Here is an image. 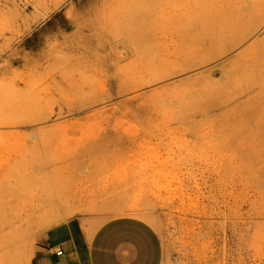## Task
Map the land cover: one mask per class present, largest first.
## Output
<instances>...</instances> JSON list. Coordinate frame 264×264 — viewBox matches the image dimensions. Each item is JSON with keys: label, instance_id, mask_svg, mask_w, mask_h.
<instances>
[{"label": "rangeland", "instance_id": "374dc122", "mask_svg": "<svg viewBox=\"0 0 264 264\" xmlns=\"http://www.w3.org/2000/svg\"><path fill=\"white\" fill-rule=\"evenodd\" d=\"M12 1L0 0V264H31L37 241L56 226L79 220L91 237L124 216L156 229L163 264H264V46L255 43L264 42V0H128L121 9L114 0L105 9L128 36L90 45L66 38L75 31L71 20L106 0H66L18 54L7 41L17 39L9 34ZM237 29L250 36L233 50L226 41ZM50 47L63 66L27 76ZM59 47L87 54L70 58ZM10 58H24L13 72L6 71ZM205 81L218 83L208 90ZM98 98L106 99L92 105ZM40 200L61 202L56 211L72 215L59 225L9 228Z\"/></svg>", "mask_w": 264, "mask_h": 264}, {"label": "bare ground", "instance_id": "6f19581e", "mask_svg": "<svg viewBox=\"0 0 264 264\" xmlns=\"http://www.w3.org/2000/svg\"><path fill=\"white\" fill-rule=\"evenodd\" d=\"M15 0H13L12 2H11V6L15 9V10H13L12 12H11V16L13 17V20H12V28H11V30H10V33L9 32H7V33H9L12 37H14L15 36V38H17V39H10V40H7L8 41V49H13L15 46H17V48L14 50L17 54L18 53H20V52H22V51H24V49L27 47V43H25V42H22L23 41V39L26 37V36H28L31 32H32V30L34 29V27H37V25H39V23L40 22H42V20H44V18H46L47 16H49V14L52 12V11H54V10H56L57 9V7L58 6H60L62 3H64L66 0H27L24 4H18V3H16V2H14ZM112 1H114V0H106V2L104 3V4H100L99 5V8L98 9H96L94 12H93V15H90L89 17H86V16H82V14H78V15H76L75 17H73L72 18V20H71V27L72 28H75V31H74V33L71 35V36H69V37H66L68 40L69 39H71L72 41H78V42H86V43H89V45L91 44V43H94L97 39H112L113 40V43L112 44H115V42L116 41H119V39L120 38H122V37H126V36H128V33L126 32V31H124L122 28H121V25L119 24V23H117L116 24V21H114L115 19L113 18V15H109V11L108 10H106L105 9V7H106V5L107 4H109V3H111ZM118 2H120V6H119V9H121V8H123L125 5H126V2L128 1V0H117ZM221 1H225V0H221ZM226 1H229L230 2V0H226ZM225 1V3H227V4H229L228 2H226ZM235 1H237V0H235ZM234 1V2H235ZM241 1V0H240ZM240 1H237L238 3L240 2ZM248 1V0H247ZM257 1V0H256ZM234 2L233 3H231L232 4V6H234ZM237 2H235V6H236V3ZM243 2H244V0H243ZM250 2V0L248 1V3ZM258 3L260 2V1H257ZM257 2H256V6H257ZM238 3H237V5H238ZM241 3V5H243L244 6V4H242V2H240ZM250 3H252V1L250 2ZM262 3V2H261ZM253 4V3H252ZM251 4V5H252ZM230 5V4H229ZM247 7L246 8H251L252 6H249L250 4H248L247 5V3L245 4ZM231 6V5H230ZM240 6V5H239ZM254 6V5H253ZM255 6V7H256ZM260 6V5H259ZM241 7V6H240ZM262 7H263V5H262ZM13 8H10V9H13ZM228 8H229V6H228ZM230 8H232V7H230ZM236 9L235 10H238V8L237 7H235ZM243 8V7H242ZM242 8H241V11H242ZM246 8H244V9H246ZM233 10H234V7L232 8ZM240 9V8H239ZM255 9V8H254ZM224 10V12H225V10L226 11H228L226 8L225 9H223ZM233 10H230L229 12H227V14H231L230 12L231 11H233ZM249 10V9H248ZM248 10L246 9V11H247V13H249L250 12V10H249V12H248ZM253 10V9H252ZM252 10H251V12H252ZM256 10H258V12H260L259 11V9H257L256 8ZM245 10H243V12H244ZM254 11V10H253ZM222 12V11H221ZM221 12H219L218 14H222ZM223 12V13H224ZM240 12V11H239ZM258 12H255V13H258ZM234 13H236V11L235 12H233V14ZM246 13V14H247ZM252 14V13H251ZM251 14H249L250 16H251ZM260 14H262V12L260 13ZM217 15V14H216ZM226 15V14H225ZM235 15H237V13L235 14ZM248 15V16H249ZM254 15V13L252 14V16ZM115 16H116V14H115ZM221 16H223V15H221ZM242 16V15H241ZM245 16V15H244ZM251 16V17H252ZM258 16V15H257ZM256 16V17H257ZM218 17H219V15H218ZM237 17H239V15L237 16ZM247 17V16H246ZM245 17V18H246ZM255 17V16H254ZM258 17H260V16H258ZM87 18V19H86ZM93 18H94V20H97L98 21V25H96V28L94 27L93 28V23H91L92 22V20H93ZM214 18H216V17H213V19ZM220 18H222V17H220ZM226 18V16H224V19ZM234 19L233 17H229L228 16V19ZM249 18V17H248ZM262 18V17H261ZM90 19V20H89ZM211 19H212V17H211ZM212 19V20H213ZM229 19V20H230ZM239 19H240V17H239ZM238 19V20H239ZM242 19H243V17L240 19L241 21H242ZM252 19V18H251ZM251 19L249 20V19H246V22H248V20H249V22L251 21ZM257 19V18H256ZM83 20H86V22H84L83 24H81V21H83ZM216 20H218V18L216 19ZM226 20V19H225ZM224 20V21H225ZM235 20V19H234ZM237 20V22H239ZM244 20V19H243ZM260 20V19H259ZM211 21V20H210ZM219 21H221L220 19H219ZM257 21V20H256ZM214 22H215V19H214ZM217 22V24H218V21H216ZM229 22V21H228ZM252 22V21H251ZM251 22L250 23H248V24H251ZM262 22V21H261ZM213 23V22H212ZM225 23V22H224ZM231 23H232V20H231V22H229V25H227V23L225 24V25H227L228 27H226V29H225V27H223L224 25H222V27L224 28V31L226 30V32H227V30H228V28H229V26H231ZM241 23V22H240ZM244 23H245V20H244ZM244 23H241V24H244ZM253 23H255L254 22V20H253ZM252 23V25L254 26V25H256V24H253ZM239 24V23H238ZM247 24V23H246ZM246 24H245V26H246ZM258 25H260L259 23H257ZM236 25H237V23H236ZM262 25V24H261ZM212 26V25H211ZM238 26V25H237ZM237 26H233L232 25V27H235V28H237ZM240 26V25H239ZM238 26V28H240ZM242 26V25H241ZM248 26V25H247ZM252 26V27H253ZM257 26V25H256ZM70 27V26H69ZM203 27V26H202ZM214 27V26H213ZM215 27H217L216 25H215ZM244 27V26H243ZM243 27H241V29L243 28ZM249 27V26H248ZM261 27V26H260ZM204 28V27H203ZM206 28V27H205ZM218 28H220V27H218ZM217 28V29H218ZM234 28V29H235ZM250 28V27H249ZM259 27H257V29H258ZM210 29H211V27H210ZM222 29V28H221ZM231 29V28H230ZM240 29V30H241ZM245 30H247V27L246 28H244ZM252 29V28H251ZM257 29H255L256 31H257ZM207 31H208V29H206ZM214 30H216V29H214ZM220 29H218V31H219ZM232 30L233 29H231V30H229V31H231L230 33H232ZM238 31V33H236V30H235V32H234V35L236 34V36H234L235 37V39H234V41H232V42H230L231 40L230 39H227V44L229 45V43H230V46H233V50H234V48H237V46H240L243 42L242 41H244V39L242 38V35H243V37H245L247 34H246V31L245 30H243L244 31V33H242V35L240 34V30L239 29H237ZM253 31H255L254 30V27H253V29H252ZM228 31V32H229ZM248 31V30H247ZM209 32V31H208ZM207 32V33H208ZM221 32V31H220ZM218 33V34H222V33ZM249 32H251L250 34H253L254 32H252L251 30L249 31ZM249 32H247V33H249ZM204 33V32H203ZM203 33L201 32V34L203 35ZM205 34V36H207L208 34ZM216 33V32H215ZM215 33H213L212 32V34H214L215 35ZM217 34V35H218ZM223 34H224V32H223ZM228 34V33H227ZM256 34V33H255ZM264 34V33H263ZM263 34H261L260 36L262 37V35ZM34 35V34H33ZM65 35V34H64ZM209 35H211L210 33H209ZM208 35V36H209ZM225 35V34H224ZM245 35V36H244ZM30 36V35H29ZM219 36V35H218ZM223 36V35H222ZM228 36V35H227ZM231 36V35H230ZM232 36H233V34H232ZM241 36V37H240ZM250 36V35H249ZM249 36L247 37L246 36V39H248L249 38ZM204 36H202V38H203ZM224 37H226V36H224ZM223 37V38H224ZM206 38V37H205ZM211 38V37H210ZM210 38H209V40H210ZM213 38V37H212ZM228 38V37H227ZM240 40V39H242V40H238V39ZM259 38V37H258ZM199 39H201L200 37H199ZM204 39V38H203ZM208 39V38H207ZM214 39V38H213ZM216 39H217V36H216ZM232 39V38H231ZM246 39H245V41H246ZM197 40V39H196ZM196 40H195V42H196ZM215 40V39H214ZM213 40V41H214ZM220 40H221V38H220ZM223 40V39H222ZM221 40V41H222ZM225 40V39H224ZM224 40H223V46H224V43H226V42H224ZM228 40H230V41H228ZM258 40H262L261 38L260 39H258ZM257 39H255V43H256V41L259 43V44H257V45H259L258 46V48L262 45V46H264V42L263 43H260L261 41H258ZM198 41V40H197ZM200 41V40H199ZM204 41H205V39H204ZM212 41V40H211ZM213 41L211 42V44H213ZM221 41H219V42H221ZM207 42V43H206ZM215 42V41H214ZM219 42H217L216 41V43H217V45L219 46V45H221L222 46V44H218ZM242 42V43H241ZM199 43H201V42H199ZM205 43L206 44H208L207 46H205L206 47V49H204L205 51L207 50V47H209V42L208 41H205ZM254 43V42H253ZM253 43H251V46H252V44ZM111 44V45H112ZM194 44V42L192 41L191 42V45H193ZM196 44H198V43H196ZM203 43H201V45H202ZM206 44H203V45H206ZM211 44H210V47H211V49L210 48H208L209 50H212L213 49V47H218V46H211ZM261 44V45H260ZM202 45V46H203ZM226 45V44H225ZM253 45H255V44H253ZM58 46V45H57ZM222 46V47H223ZM249 47V49H246V50H244V51H241V53L239 54V57H238V55L236 56V57H238V58H240V56H242V54H244L245 52H248L247 50H250L252 47ZM13 47V48H12ZM255 47H257V46H255ZM60 49V52H66L67 53V55L69 54V57L70 56H72V57H76L77 55L78 56H81V57H77V58H82V57H85V55L87 54V53H77L76 51H74V50H69V49H66V48H63V47H59ZM186 48H188L187 46H186ZM189 48H191V47H189ZM188 48V49H189ZM195 48V47H194ZM201 48V47H200ZM204 48V47H203ZM224 48V47H223ZM225 48H227V47H225ZM224 48V49H225ZM34 49H36V48H33V50ZM91 48L90 47H87V50H90ZM184 49H185V46H184ZM196 49V48H195ZM215 49V48H214ZM213 49V50H214ZM217 49V48H216ZM230 49H232V48H230ZM262 49V48H261ZM264 49V48H263ZM58 48L57 47H50V49L48 50V51H45L41 56H39V58H38V63L35 65V66H32V68L30 69L29 67V69H28V75L27 76H34V75H37V74H34L35 73V70L36 71H40V73H42V72H44V71H46V70H44L43 69V66H46V67H51V68H53V69H59V68H61L62 66H63V60H61L59 57H55L54 56V53L55 52H57L58 53ZM182 50H183V47H182ZM190 51L192 50V49H189ZM188 50V51H189ZM198 50H199V48H198ZM203 50V49H202ZM218 50V52L220 51L219 49H217ZM227 50V49H226ZM254 50H255V48H254ZM257 50V49H256ZM13 51V50H12ZM189 51V52H190ZM193 51V50H192ZM196 51V50H195ZM195 51H194V53H195ZM200 51V53H201V50H199ZM204 51V53L203 54H200L199 52H197L198 53V55L200 54V56H202V55H204L205 53H207V52H209V51H207V52H205ZM183 52H184V50L181 52L182 54H183ZM217 52V53H218ZM221 52V51H220ZM219 52V53H220ZM257 52H258V50H257ZM262 52V51H261ZM260 52V54H262ZM211 53V52H210ZM213 53H214V55L215 56H217L216 55V51L214 52L213 51ZM255 53V52H254ZM179 54V53H178ZM185 54L186 55H188L186 52H184V58L186 57L187 58V56H185ZM209 54V53H208ZM223 54H225V53H223ZM191 55V54H190ZM195 55H196V53H195ZM213 55V54H212ZM219 55V54H218ZM221 55V54H220ZM88 56H90V54H88ZM87 56V57H88ZM177 56V55H176ZM255 56H256V53H255ZM262 56V58H263V56L264 55H261ZM260 56V57H261ZM92 57V56H91ZM193 57V55L190 57V58H192ZM195 57V56H194ZM203 57V56H202ZM206 57H207V55H206ZM214 56H212V58H213ZM260 57L258 58V59H260ZM71 58V57H70ZM89 58V57H88ZM182 57V55L181 56H179V61L181 62V60H184V61H182V62H184V65L186 64V67L185 68H187L188 67V69H190L191 70V66L189 65L190 64V61H187V63H185V59ZM188 58H189V56H188ZM199 58V57H198ZM201 58V57H200ZM199 58V59H200ZM207 58H210V56L209 57H207ZM212 58H210V59H212ZM217 58H219V57H217ZM251 58H253V60H254V57H251ZM261 58V59H262ZM23 59L24 58H22V59H20V58H10V61H9V63H8V69L6 70L7 72H13V67L15 66V64H17V65H21V61H23ZM66 60H67V58H65ZM76 59V58H75ZM177 59V58H176ZM181 59V60H180ZM192 59H194V58H192ZM201 59H203V58H201ZM214 59V58H213ZM232 59H234V61H236V59L235 58H232ZM231 59V60H232ZM241 59V58H240ZM240 59H238V60H240ZM188 60H190V59H188ZM204 60V59H203ZM237 60V62H239ZM100 60H98V62H99ZM179 61H178V63H179ZM192 61V60H191ZM196 61H198L197 60V58H196ZM207 62H208V60H206ZM214 61V60H213ZM212 61V62H213ZM216 61V60H215ZM233 61V60H232ZM242 61V60H241ZM240 61V62H241ZM246 61V60H245ZM244 61V62H245ZM261 61H263V60H261ZM203 62V61H202ZM206 62V63H207ZM243 62V61H242ZM241 62V63H242ZM250 62V61H249ZM254 61H251V63L250 64H252ZM256 62H260V60L259 61H256ZM87 63V62H86ZM105 59H102V65L103 66H105ZM177 63V62H176ZM177 63V64H178ZM193 63V62H192ZM210 63V62H209ZM208 63V64H209ZM236 62H233V65L235 64ZM88 64H93L92 62H90V63H88ZM180 64V63H179ZM178 64V67L180 68L183 64L181 63L180 65ZM189 66H188V65ZM195 64H196V62H195ZM224 64V63H223ZM245 64V63H244ZM243 64V65H244ZM248 64V63H247ZM254 65H255V63H253ZM260 64V63H259ZM264 64V63H263ZM220 66H221V64H219ZM218 65V66H219ZM230 65V64H229ZM236 65V64H235ZM238 65V64H237ZM97 66H98V64H97ZM193 66H194V63H193ZM196 66V65H195ZM200 66V65H199ZM199 66H198V68H199ZM219 66V67H220ZM226 66V65H225ZM230 66H232V62H231V65ZM251 66V65H250ZM202 67H203V65H202ZM213 67V66H212ZM212 67H210V69L212 68ZM227 67H228V65H227ZM244 67V66H243ZM102 68V67H101ZM176 68H177V65H176ZM182 68V67H181ZM196 68V67H195ZM194 68V69H195ZM214 68V67H213ZM238 68V67H237ZM237 68H233L235 71H236V69ZM245 68V67H244ZM193 69V68H192ZM26 70V69H25ZM99 70H100V68H99ZM102 70V69H101ZM104 70V69H103ZM184 70H186V72H188V71H190V70H187V69H184ZM239 70H240V68H239ZM17 71V70H16ZM92 71V70H91ZM182 71H183V69H182ZM233 71V70H232ZM243 71V70H242ZM255 71V70H254ZM257 71V70H256ZM1 72V71H0ZM23 72H24V70H23ZM100 72H102V71H100ZM183 72H185V71H183ZM39 73V74H40ZM106 73V72H105ZM204 73H205V71H204ZM203 73V74H204ZM208 72L206 71V73L204 74L205 76H206V78L208 77V75H206ZM246 73H248V72H246ZM262 73V72H261ZM9 74V73H8ZM11 74V73H10ZM94 74V73H93ZM201 74V73H200ZM203 74H201V77H200V80L201 79H203L204 77H203ZM238 74H240L239 72H238ZM253 74V73H252ZM236 75V74H235ZM243 75V74H242ZM218 76V75H217ZM232 76V75H231ZM230 76V77H231ZM241 76V75H240ZM233 77V76H232ZM235 77H237V76H235ZM235 77H234V80H235ZM221 78V77H220ZM208 79V78H207ZM207 79H203L202 81H204V80H207ZM211 79V78H210ZM210 79H209V81H210ZM231 79V78H230ZM230 79H228V80H230ZM233 79V78H232ZM231 79V80H232ZM237 79V78H236ZM22 80H24L23 78H22ZM211 80H213V79H211ZM217 80H219V79H217ZM230 80V81H231ZM234 80H232V81H234ZM239 80V79H238ZM231 81V82H232ZM205 82H207V81H205ZM230 82V83H231ZM237 82V81H236ZM208 83V85L211 83H209V82H207ZM207 83H205L206 84V87H207V89L209 90L210 88H211V86H213L212 84L214 83H212L211 84V86L208 88V85H207ZM217 83H218V81H217ZM216 83V84H217ZM221 83V82H220ZM234 83V82H233ZM204 84V85H205ZM215 84V83H214ZM215 84V85H216ZM232 84V83H231ZM220 85V84H219ZM218 86V85H217ZM88 88H90V92H91V89H92V87H87V90H88ZM94 88V87H93ZM115 88H118V87H113V89L115 90ZM215 88V86L213 87V90H216V89H214ZM217 88V87H216ZM95 89H93V91H94ZM212 90V89H211ZM84 91V90H83ZM113 91V90H112ZM80 93V92H79ZM92 94V93H91ZM108 95H110V94H108ZM107 95V96H108ZM86 96V95H85ZM92 97H94L93 95H92ZM110 97V96H109ZM108 97V98H109ZM91 98V97H90ZM97 98V97H96ZM86 99V98H85ZM102 99H104V98H102ZM102 99L101 98H98V100H96V99H94V100H92V105H93V103H98V102H100V101H102ZM106 99V98H105ZM104 99V100H105ZM22 160H23V158H21ZM24 160H25V158H24ZM41 201V200H40ZM72 201L75 203V198H73L72 199ZM82 201V200H81ZM67 204H69V203H67ZM66 204V205H67ZM70 205V204H69ZM63 206V204L61 203V202H57V201H51L50 203L49 202H43V201H41V204H39L38 206H36L35 208H34V210L33 211H27L25 214H23L20 218H18V220L16 221V222H12V225H9V228H14V227H17V228H21V227H24V226H26V225H29L32 221H34L35 223L37 222V223H39V225L40 226H45V227H49V226H53V225H59V224H61L63 221H66V219H67V217L69 216V214H71L72 215V212L70 211V210H66V215L65 216H61L60 214H59V211H56V210H59V208L60 207H62ZM70 207H72V205H70ZM42 210H45V214L44 215H39V213H41L42 212ZM131 210V209H130ZM56 211V213L55 214H52V212H55ZM68 211H70V212H68ZM73 211V210H72ZM127 211V210H126ZM134 211H136V209L134 210ZM67 212H68V214H67ZM125 212V211H124ZM138 212V211H137ZM137 212H134V214L135 213H137ZM124 214H131V213H129V211H128V213L126 212V213H124ZM147 221V220H146ZM151 223V222H150ZM38 225V226H39ZM93 234L91 233V235L90 236H92ZM4 256H6V257H8V254H7V252H5V254H4Z\"/></svg>", "mask_w": 264, "mask_h": 264}, {"label": "crops", "instance_id": "0c3cea01", "mask_svg": "<svg viewBox=\"0 0 264 264\" xmlns=\"http://www.w3.org/2000/svg\"><path fill=\"white\" fill-rule=\"evenodd\" d=\"M61 252V255H58ZM164 247L156 229L134 217L108 220L89 237L79 220L42 235L31 264H163Z\"/></svg>", "mask_w": 264, "mask_h": 264}, {"label": "built area", "instance_id": "2783aa9c", "mask_svg": "<svg viewBox=\"0 0 264 264\" xmlns=\"http://www.w3.org/2000/svg\"><path fill=\"white\" fill-rule=\"evenodd\" d=\"M58 255H61V252H58Z\"/></svg>", "mask_w": 264, "mask_h": 264}]
</instances>
